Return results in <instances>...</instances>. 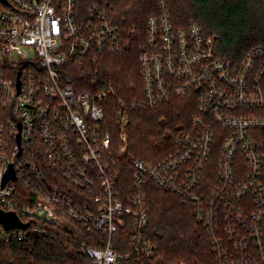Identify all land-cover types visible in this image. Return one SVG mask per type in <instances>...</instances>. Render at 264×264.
<instances>
[{"label":"built area","instance_id":"built-area-1","mask_svg":"<svg viewBox=\"0 0 264 264\" xmlns=\"http://www.w3.org/2000/svg\"><path fill=\"white\" fill-rule=\"evenodd\" d=\"M119 1L91 0L82 11L77 0H0V209L29 224L0 223V237H49L77 246L92 264L152 257L150 180L192 205L216 264H264V46L241 62L220 56L198 23H174L168 0H153L144 32L137 17L126 33ZM133 42L139 72L128 97L100 79L98 65ZM176 97L195 101L191 126L163 157L132 159L133 192L124 195L102 132L105 101L118 102L123 155L129 110ZM11 163L17 179L2 186ZM119 229L129 231L123 252ZM82 231L98 233L100 245H88Z\"/></svg>","mask_w":264,"mask_h":264},{"label":"trees","instance_id":"trees-1","mask_svg":"<svg viewBox=\"0 0 264 264\" xmlns=\"http://www.w3.org/2000/svg\"><path fill=\"white\" fill-rule=\"evenodd\" d=\"M90 1L77 0V6L83 11ZM152 2L119 1L116 14L127 17L126 33L130 24L138 21L137 17L141 22L139 30L144 32L145 21L152 13L149 10ZM168 6L177 26H185L192 20L202 26L207 35L214 36L220 56L241 62L255 47L264 46V0H168ZM129 38H132L130 34ZM138 62L134 42L127 51L105 54L98 65L100 79L124 87L127 96L132 97L139 72ZM261 81L264 93V76ZM117 105L114 98L105 101L106 116L101 127L103 133L111 136L118 190L127 196L133 192L135 169L130 163L132 159L155 161L163 157L171 150L177 136L191 126L196 104L188 97H176L155 108H131L125 129L128 148L123 155L119 152L123 130L117 118ZM161 151L164 153L160 154ZM23 190L24 193L31 192L29 187ZM146 190L150 209L146 236L156 245V251L152 257L134 256L124 264H216L215 248L205 225L197 220L192 205L170 188L158 186L150 180L146 182ZM81 238L95 247L101 243L98 242V233L82 231ZM114 241L117 251H125L130 247L129 231L119 229ZM0 264L92 262L77 246L49 237H32L24 242H6L0 237Z\"/></svg>","mask_w":264,"mask_h":264},{"label":"water","instance_id":"water-1","mask_svg":"<svg viewBox=\"0 0 264 264\" xmlns=\"http://www.w3.org/2000/svg\"><path fill=\"white\" fill-rule=\"evenodd\" d=\"M4 3H8V0H1ZM18 139H20V136H18ZM16 180L17 176L14 170V165L11 163L9 166L8 171L6 172L3 181H2V186L5 184L6 181L8 180ZM0 223L4 225L6 229L14 228V227H21L25 228L29 224L22 222L20 217L14 212V211H5L0 209Z\"/></svg>","mask_w":264,"mask_h":264},{"label":"rangeland","instance_id":"rangeland-1","mask_svg":"<svg viewBox=\"0 0 264 264\" xmlns=\"http://www.w3.org/2000/svg\"><path fill=\"white\" fill-rule=\"evenodd\" d=\"M125 133H126V132H125ZM126 136H127V140H128V134H127V133H126ZM122 144H123V143L121 142V144H120V146H119V152H120V149L122 148ZM165 151H166V150H165ZM162 152H163V151H161L160 154H162ZM163 153H164V152H163Z\"/></svg>","mask_w":264,"mask_h":264}]
</instances>
